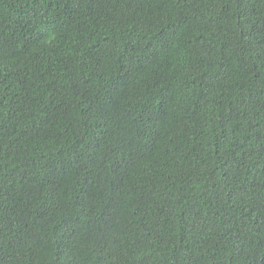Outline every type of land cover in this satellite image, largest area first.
I'll return each mask as SVG.
<instances>
[{
  "label": "trees",
  "instance_id": "trees-1",
  "mask_svg": "<svg viewBox=\"0 0 264 264\" xmlns=\"http://www.w3.org/2000/svg\"><path fill=\"white\" fill-rule=\"evenodd\" d=\"M0 264H264V0H0Z\"/></svg>",
  "mask_w": 264,
  "mask_h": 264
}]
</instances>
